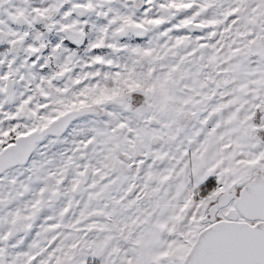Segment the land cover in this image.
I'll return each mask as SVG.
<instances>
[{"label":"snow or ice","instance_id":"1","mask_svg":"<svg viewBox=\"0 0 264 264\" xmlns=\"http://www.w3.org/2000/svg\"><path fill=\"white\" fill-rule=\"evenodd\" d=\"M0 264H264V0H0Z\"/></svg>","mask_w":264,"mask_h":264}]
</instances>
